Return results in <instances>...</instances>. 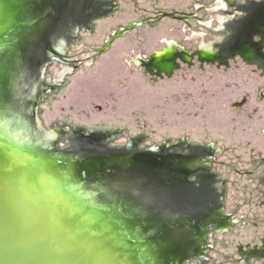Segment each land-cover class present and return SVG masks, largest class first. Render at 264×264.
I'll return each instance as SVG.
<instances>
[{
  "label": "rangeland",
  "instance_id": "obj_1",
  "mask_svg": "<svg viewBox=\"0 0 264 264\" xmlns=\"http://www.w3.org/2000/svg\"><path fill=\"white\" fill-rule=\"evenodd\" d=\"M40 77L178 264H264V0H70Z\"/></svg>",
  "mask_w": 264,
  "mask_h": 264
},
{
  "label": "water",
  "instance_id": "obj_2",
  "mask_svg": "<svg viewBox=\"0 0 264 264\" xmlns=\"http://www.w3.org/2000/svg\"><path fill=\"white\" fill-rule=\"evenodd\" d=\"M69 1L0 0V264H178L40 77Z\"/></svg>",
  "mask_w": 264,
  "mask_h": 264
},
{
  "label": "clouds",
  "instance_id": "obj_3",
  "mask_svg": "<svg viewBox=\"0 0 264 264\" xmlns=\"http://www.w3.org/2000/svg\"><path fill=\"white\" fill-rule=\"evenodd\" d=\"M49 139H54L55 138V134L52 133L49 135L48 137ZM22 143V141H13V143L11 145H9V147L15 151V152H21L22 151V148L20 147V144ZM37 180L39 183L41 184H46L48 186L51 185L52 183V177L50 175H46V174H43V173H40L37 175ZM54 192H56L57 194H59V190L56 187L52 188ZM67 198V197H66ZM89 216L92 217V218H96L98 220L97 217H95V214L94 213H89Z\"/></svg>",
  "mask_w": 264,
  "mask_h": 264
},
{
  "label": "flooded vegetation",
  "instance_id": "obj_4",
  "mask_svg": "<svg viewBox=\"0 0 264 264\" xmlns=\"http://www.w3.org/2000/svg\"><path fill=\"white\" fill-rule=\"evenodd\" d=\"M162 12V11H161ZM178 12V13H177ZM163 13V12H162ZM162 13H160V17L162 18V16H161V14ZM168 13H172V15H175V16H177V17H179V18H174V17H172V16H164V17H170V18H173V19H177V20H184V21H187V19L189 18V15H190V13L189 14H184V13H182V12H179V11H172V12H168ZM180 13V14H179ZM131 25H133V26H135V24H131ZM130 25V26H131ZM129 26V27H130ZM126 30H127V28H126ZM164 42V41H163ZM106 49V48H105ZM167 50H170V49H164V50H162V51H159V52H157V54L155 55V57H158L159 55H161V54H163L164 52H166ZM102 51V50H101ZM241 105H242V102H241V104H237V106H235L234 105V107H236V108H239V107H241ZM258 160V158L256 157V158H251L250 159V161H252V163L255 165V162ZM251 163V164H252ZM258 171H259V169L258 170H256V173H254L255 172V167L253 166V167H251V169H250V171H248V174L249 175H255V174H258ZM252 178H253V176H252ZM263 181V183H264V180H262ZM228 217V216H227Z\"/></svg>",
  "mask_w": 264,
  "mask_h": 264
},
{
  "label": "bare ground",
  "instance_id": "obj_5",
  "mask_svg": "<svg viewBox=\"0 0 264 264\" xmlns=\"http://www.w3.org/2000/svg\"><path fill=\"white\" fill-rule=\"evenodd\" d=\"M170 50H167L166 52H169ZM166 52H164L163 54H165ZM163 54H161V55H163ZM161 55H159L154 61H153V64L152 65H154V66H161V67H166V68H168V71H170L172 68H173V66H174V62H173V60H167V59H163V58H161ZM254 55V54H253ZM247 58H249V59H251V58H254V57H252V54L251 53H248V55L246 54L245 55ZM255 56V55H254ZM256 58V57H255ZM153 67V66H152ZM158 69V68H157Z\"/></svg>",
  "mask_w": 264,
  "mask_h": 264
}]
</instances>
